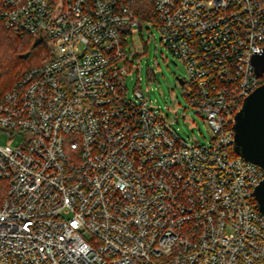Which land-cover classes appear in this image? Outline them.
Returning a JSON list of instances; mask_svg holds the SVG:
<instances>
[{
  "label": "built area",
  "instance_id": "1",
  "mask_svg": "<svg viewBox=\"0 0 264 264\" xmlns=\"http://www.w3.org/2000/svg\"><path fill=\"white\" fill-rule=\"evenodd\" d=\"M0 24L51 51L0 100V132L22 136L0 145V264H264V169L231 155L264 83V0H0ZM151 27L206 145L126 93V40Z\"/></svg>",
  "mask_w": 264,
  "mask_h": 264
},
{
  "label": "rangeland",
  "instance_id": "2",
  "mask_svg": "<svg viewBox=\"0 0 264 264\" xmlns=\"http://www.w3.org/2000/svg\"><path fill=\"white\" fill-rule=\"evenodd\" d=\"M133 31L135 33L132 38L126 40L128 47L125 50L129 70L123 82L128 97L134 90L140 91L145 100L151 102V108L163 116L173 119L176 113L173 128L178 129L183 140L198 145L208 144L213 133L202 117L191 108L177 80L185 78L186 70L182 61L159 43V33L155 28L140 33ZM10 139L13 147L22 143L21 135L11 137L0 132V145L10 143Z\"/></svg>",
  "mask_w": 264,
  "mask_h": 264
},
{
  "label": "water",
  "instance_id": "3",
  "mask_svg": "<svg viewBox=\"0 0 264 264\" xmlns=\"http://www.w3.org/2000/svg\"><path fill=\"white\" fill-rule=\"evenodd\" d=\"M252 66L258 77H264V50L252 57ZM177 80L182 84L181 79ZM232 131L236 155L264 169V83L245 98L234 115ZM253 195L264 217V180L254 188Z\"/></svg>",
  "mask_w": 264,
  "mask_h": 264
},
{
  "label": "trees",
  "instance_id": "4",
  "mask_svg": "<svg viewBox=\"0 0 264 264\" xmlns=\"http://www.w3.org/2000/svg\"><path fill=\"white\" fill-rule=\"evenodd\" d=\"M50 59L51 51L44 40L32 36L21 38L0 24V100L28 69ZM231 155L236 156L233 148Z\"/></svg>",
  "mask_w": 264,
  "mask_h": 264
}]
</instances>
